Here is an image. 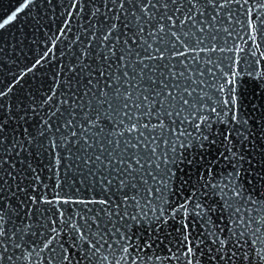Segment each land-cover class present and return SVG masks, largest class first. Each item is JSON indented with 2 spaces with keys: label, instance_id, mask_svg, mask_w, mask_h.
Masks as SVG:
<instances>
[{
  "label": "water",
  "instance_id": "water-1",
  "mask_svg": "<svg viewBox=\"0 0 264 264\" xmlns=\"http://www.w3.org/2000/svg\"><path fill=\"white\" fill-rule=\"evenodd\" d=\"M163 2L0 0V264H264V0Z\"/></svg>",
  "mask_w": 264,
  "mask_h": 264
},
{
  "label": "snow or ice",
  "instance_id": "snow-or-ice-1",
  "mask_svg": "<svg viewBox=\"0 0 264 264\" xmlns=\"http://www.w3.org/2000/svg\"><path fill=\"white\" fill-rule=\"evenodd\" d=\"M149 2H150V0H149ZM161 2H162V6L165 7V9H167V4L164 3L163 0H161ZM222 4L220 6H222ZM120 7L123 8V4H120ZM142 11H145V13H146V9H142ZM93 15H95V13H93ZM149 19H152V17H149ZM187 19L188 18L185 17V19L181 21V28H183V25L186 23ZM168 22H169V24L173 28H175L176 22H175V20L172 19V17H170V16L168 17ZM116 28H117L116 24L113 23L111 25V30L112 31H115ZM141 33H142V29L140 30V32L137 33V35H139ZM165 33H166V29H165L164 25L163 24H158L157 25L156 32L155 33H151V34L152 35H157V34L163 35ZM170 34H171L172 37H174L176 39L177 42H180V37L177 35L176 32L173 31ZM108 35H111V31L108 33ZM184 35H185V38L187 39L188 33H185ZM104 39L107 40L108 39V36H105ZM202 42L203 41H197V45H199ZM182 46L184 47V51H182V52H174L172 54V56H171V59H176L177 57H187L189 54H199V52H203L205 50L204 48H200V47L192 48V47H188L187 45H182ZM172 47L175 48L176 45L173 44ZM149 48H151V45H149ZM208 51H214V48L210 47V48H208ZM165 58H166V53H161L158 57H155L154 56V57H151L150 59H152V60H155V59L164 60ZM140 62L143 63V61H140ZM0 94H2V92H0ZM187 94L189 96L192 95L191 92H188ZM130 95L131 94H129L128 96H126L125 99H129L130 98ZM168 95L171 96L172 94L171 93H168ZM145 100H147V97H145ZM183 103H184L185 106H188V101L187 100H185ZM183 111H184V109L182 108L181 109V112H183ZM150 112H151V106L149 107V113ZM168 116H169V118H171L172 113L169 112L168 113ZM177 116H179V113H177ZM156 126H159V127L163 128L164 127V121L161 120L159 123H157ZM141 127L147 129L149 126L147 124H144V125H141ZM137 130H138V128H137V126L135 124L132 127H130V128H127L126 127L124 129V131H127L129 133H132L133 131H137ZM118 134L119 135H123V132H120ZM25 135H27L26 132H25ZM141 135H142V133H141ZM229 135H230V133H229ZM155 139H156V137H153V140H155ZM154 150L155 149H153V151ZM137 163H139V159L137 160ZM129 168H131V165H129ZM121 186L123 187V185H121ZM237 195H239V193H237ZM126 200H127V197H125V201ZM100 203L102 205H108V201H106V200H102V201H100ZM31 213H32V208H30L28 210V214L31 215ZM4 223H5V220H4L3 214L0 213V248H3L4 247V245L2 243L3 238L5 236L4 229H3ZM52 223L55 224V221H53ZM95 226H96L98 232H102V230L100 229V225L97 222H95ZM29 228H31V225L26 226L25 228L22 229V231L26 233ZM53 231H56V229L53 228ZM77 231L79 232V238L80 239H84L85 236H86L85 233L83 231L79 230V229H77ZM239 235L242 236L243 235V232H240ZM12 239L13 240L15 239V235L14 234L12 236ZM56 239H57V237L55 235L50 236L49 239L45 242L44 247L45 248H49V246L52 245L56 241ZM101 239H102V237H101ZM60 243H62V241ZM74 243H75V241H74ZM15 247L19 248L20 247V244H16ZM77 255L79 256V259L76 261V264H81V262H87L88 259H89L88 256H87V254L80 255L79 253H77ZM8 259L11 262V257H9ZM3 260H4V256L3 255H0V262H2ZM61 261H62V264H73L71 258L69 256H65L64 254L62 255Z\"/></svg>",
  "mask_w": 264,
  "mask_h": 264
}]
</instances>
